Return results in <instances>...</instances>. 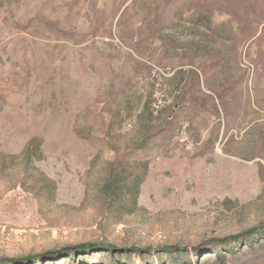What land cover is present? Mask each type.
I'll return each mask as SVG.
<instances>
[{
    "label": "rangeland",
    "instance_id": "obj_1",
    "mask_svg": "<svg viewBox=\"0 0 264 264\" xmlns=\"http://www.w3.org/2000/svg\"><path fill=\"white\" fill-rule=\"evenodd\" d=\"M168 115L127 156L136 198L109 195L115 149ZM262 222L264 0H0V264H142L109 251ZM239 247L226 264H264V241Z\"/></svg>",
    "mask_w": 264,
    "mask_h": 264
},
{
    "label": "trees",
    "instance_id": "obj_2",
    "mask_svg": "<svg viewBox=\"0 0 264 264\" xmlns=\"http://www.w3.org/2000/svg\"><path fill=\"white\" fill-rule=\"evenodd\" d=\"M170 124L171 118L168 115L164 121L161 122L158 128L134 139L130 145L125 147L123 153H121L119 149H115V159L110 164L109 174L104 183V190L109 193V195L117 196L118 193H123L124 196H127L130 199L136 198L139 186L146 176L147 161L138 159L130 161L127 159V156H133L137 152L148 151L152 148V142H154L153 140L156 139V136L166 132ZM34 142V139L31 140V145H34ZM37 147L38 146H35V150L33 152H35L36 157H39V153L36 151ZM263 241L264 222L250 227L241 233L221 238L209 239L206 242L204 241L192 248L191 253H189V251L184 247H179L178 245H163L157 247H145L141 249L127 248L122 250L118 249L117 251L110 250L109 252L113 254L118 252L119 254H122L121 257H123L128 256V254L133 251L137 254L142 264L147 263L145 260L146 255L149 256L151 260L158 259L160 264H199L201 259L204 261L203 263H206L211 259L212 254H214L218 259L219 264H226L225 258L227 257V254L231 258H236L240 251L239 246H246L250 249L255 247V245H259V243ZM93 247L94 246H92L90 250H94L95 248ZM78 248L80 247H66L64 250H61L60 253H56L55 255H67L69 256L68 258H71L75 256L76 253H84V250H78ZM47 252L52 253L53 251ZM163 255L168 258L165 262L162 259ZM45 256L46 255H30L28 258H11L7 259L6 263L23 264L25 261L31 260L35 264H43L42 262L45 260ZM87 260L88 258L86 257L85 261Z\"/></svg>",
    "mask_w": 264,
    "mask_h": 264
},
{
    "label": "bare ground",
    "instance_id": "obj_3",
    "mask_svg": "<svg viewBox=\"0 0 264 264\" xmlns=\"http://www.w3.org/2000/svg\"><path fill=\"white\" fill-rule=\"evenodd\" d=\"M90 264H92V262Z\"/></svg>",
    "mask_w": 264,
    "mask_h": 264
}]
</instances>
